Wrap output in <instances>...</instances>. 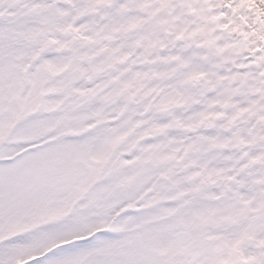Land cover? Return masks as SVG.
Returning <instances> with one entry per match:
<instances>
[{"label": "snow or ice", "instance_id": "snow-or-ice-1", "mask_svg": "<svg viewBox=\"0 0 264 264\" xmlns=\"http://www.w3.org/2000/svg\"><path fill=\"white\" fill-rule=\"evenodd\" d=\"M0 264H264V0H0Z\"/></svg>", "mask_w": 264, "mask_h": 264}]
</instances>
